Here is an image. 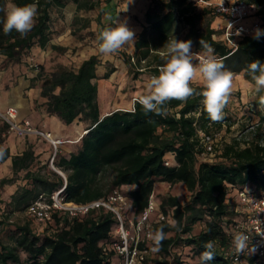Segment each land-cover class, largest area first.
I'll use <instances>...</instances> for the list:
<instances>
[{
    "label": "trees",
    "instance_id": "16d2710c",
    "mask_svg": "<svg viewBox=\"0 0 264 264\" xmlns=\"http://www.w3.org/2000/svg\"><path fill=\"white\" fill-rule=\"evenodd\" d=\"M242 1L259 7L255 19L264 30V0ZM35 2L10 0L17 5ZM68 2L77 11L95 8L89 0H38L34 25L23 36L16 31L4 34V12L0 11V55L5 61L19 63L32 47L48 45L49 10L63 8ZM0 9H6V0H0ZM220 18L223 19L212 7L197 0H147L142 31L135 38L132 54L124 57L125 67L133 76L145 70H149L148 77L156 75L163 63L160 53L164 44L175 37L191 40L192 52L201 55L207 54L199 44L204 41L227 70L250 80L249 63L255 59L264 62V36L259 40L243 37L230 53L220 40L221 29L212 27L214 20ZM99 65L98 57L92 55L76 69L37 68L46 112L57 116L64 125L78 120L85 125L86 133L74 150L63 154L59 146L53 158L52 165L65 175V185L63 178L50 170L46 161L41 163L31 148L11 157L12 176L1 179L0 186L20 184L9 196L5 209H0V264H113L117 258L113 248L117 220L102 207L76 216L55 209L49 221L40 222L41 230H34L30 221L14 223L10 215L26 213L41 194L49 202L52 193L63 188V201L77 205L121 191L130 200L136 218L146 208L157 182L169 187L182 184L188 193L184 203L172 195L155 199L156 211L165 216V221L153 223V232L163 228L166 234L157 251L161 260L157 264H183V257L187 256L200 260L204 244L210 240L215 242V258L208 264H263L255 256L234 260L230 233L233 229L241 231L237 191L253 189L254 194L264 193V141H251L244 146L232 141L223 147L220 161L204 159L207 156L201 155L198 132L210 134L209 129L218 127L225 117L219 122L210 120L199 95L186 102L169 101L165 105L166 116L145 113L138 102L127 110L101 115L96 81L108 79L114 69L97 77ZM192 86L197 92L202 87L200 83ZM260 119L264 121V116ZM8 156L4 153L0 161ZM166 160L170 165L165 164Z\"/></svg>",
    "mask_w": 264,
    "mask_h": 264
},
{
    "label": "crops",
    "instance_id": "0c3cea01",
    "mask_svg": "<svg viewBox=\"0 0 264 264\" xmlns=\"http://www.w3.org/2000/svg\"><path fill=\"white\" fill-rule=\"evenodd\" d=\"M89 3L94 5L95 8L77 11L76 6L72 2H68L63 8H50V31H52L55 23L58 24L60 22L63 14L68 13V23L71 24V29L69 26L66 35L69 36L58 35L54 39L56 41L50 39V42L44 48L32 47L19 63H7L4 61V56L0 55V62L4 61L0 65V111L13 106L17 109L18 117L30 121L35 128L50 132L54 139L70 141L62 146L66 149L63 154L75 149L82 132H85V125L78 120H75L70 125H64L57 116L49 115L46 112V100L40 96V83H42V80L38 77V69L33 68L34 64L43 67L45 70L51 69V66H54L52 70L59 66L76 69L82 61L95 55L100 60V65L96 68L97 77H101L108 69H114L108 79H98L96 82L113 83L118 72L117 69L121 68L119 63L125 68L124 57L132 54L133 45L111 56L100 54L96 49L82 51L78 55L73 56L72 52L76 47L75 45L69 46L72 43L69 41L71 38L70 33L75 32V30L81 32L90 27L91 30H96L95 34L98 40L99 32L107 24L111 23L109 17H115L117 14L120 19L126 21L127 27L134 32L135 38L142 31L141 24L145 7L139 6L138 9H134L133 6L128 4L127 11H122L125 6L115 5L114 0H89ZM83 12H90V14L84 17L82 15ZM73 20H76V24L73 23ZM220 23V19L214 21V24ZM84 24H87L86 28L80 29L79 27ZM51 46H56L59 50H54ZM0 130H2L0 147L4 149V153L9 155L4 161H0V180L12 176L11 157L21 154L25 149L31 148L36 155H39L40 161H46L53 152L50 144L43 138L37 136L19 137L13 132H8L7 125L1 120ZM46 145L48 150H50L48 154L43 150ZM19 184L20 182L3 185L7 194L6 197H9ZM176 185L179 184L174 186ZM154 217L155 215H151L152 220Z\"/></svg>",
    "mask_w": 264,
    "mask_h": 264
},
{
    "label": "built area",
    "instance_id": "2783aa9c",
    "mask_svg": "<svg viewBox=\"0 0 264 264\" xmlns=\"http://www.w3.org/2000/svg\"><path fill=\"white\" fill-rule=\"evenodd\" d=\"M197 3L212 7L217 14L223 17L224 23L221 28L220 40L225 43L231 52L238 47V41L246 36H252L255 28L261 26L255 19L259 12V7L254 3L246 1L228 2L225 0H197ZM239 33V34H237ZM216 39V36H212ZM197 56L201 55L196 53ZM131 62L133 59L131 58ZM198 63V59L196 60ZM152 75L149 77V79ZM137 98H133L132 105L137 102ZM0 120L7 125L8 132H13L19 137L37 136L46 140L53 152L50 157V165L61 144L70 141L54 139L50 132L43 131L32 126L30 121L18 117L17 109L13 106L0 111ZM224 120L221 121L223 123ZM199 147L202 149V156L212 157L215 154V135L198 132ZM166 165H170V161L166 160ZM62 174V173H61ZM63 177L64 174H62ZM63 188L55 191L47 202L43 194L31 204L26 214L35 221L45 222L51 218L53 210L66 211L71 216L84 214L89 209L102 207L112 212L117 220L116 241L113 248L117 254V258L113 264H149L150 260L159 256L157 251H153L154 242L150 238L153 232V223H161L165 221V216L156 211V201L154 193L150 196L146 208L136 217H133V208L130 200L118 190L113 191L106 198H101L91 203L77 205L71 202H64L61 196ZM238 223L241 231L250 237L251 245L255 248L254 256L257 262L264 264V195L255 196L253 189H245L237 191ZM151 215H155L151 219ZM244 253L237 256L233 248L231 255L234 260L238 261Z\"/></svg>",
    "mask_w": 264,
    "mask_h": 264
},
{
    "label": "clouds",
    "instance_id": "9594fccd",
    "mask_svg": "<svg viewBox=\"0 0 264 264\" xmlns=\"http://www.w3.org/2000/svg\"><path fill=\"white\" fill-rule=\"evenodd\" d=\"M129 3L131 0H127L122 11H127ZM37 10L38 0L25 5L9 3L6 9H0L4 12L2 20L4 34L16 31L22 36L26 35L34 25ZM109 19L111 23L107 24L98 36V51L105 56L117 54L135 43V34L127 27L125 20L120 19L118 14ZM262 36L264 30L260 28L253 30V39L259 40ZM199 44L206 50V55L197 56L192 52L191 40L180 41L173 37L164 44L160 53L163 63L158 66L157 74L150 78L147 93H142L138 97L137 102L145 113L166 116L165 105L169 101L186 102L189 98L199 95L210 120L219 122L224 118V108L228 105L233 92L234 73L225 68L222 60L213 54V49L209 45L201 40ZM197 59L198 63L195 62ZM247 72L254 82L252 90L255 93L264 91V62L259 59L251 61ZM196 81L202 85L199 92L192 86ZM3 156L4 149L0 147V158ZM173 226H176L175 222ZM230 235L233 251L237 256L245 251L250 253L255 251L252 245L250 247V237L245 232L233 229ZM150 238L155 245L153 251H159L166 234L163 228H159ZM204 248L200 254V264H208L215 258L214 241H207Z\"/></svg>",
    "mask_w": 264,
    "mask_h": 264
},
{
    "label": "rangeland",
    "instance_id": "374dc122",
    "mask_svg": "<svg viewBox=\"0 0 264 264\" xmlns=\"http://www.w3.org/2000/svg\"><path fill=\"white\" fill-rule=\"evenodd\" d=\"M225 1L236 2L242 0ZM126 2L127 0H114L115 5L120 7L125 6ZM9 3L10 0H6V6ZM146 3L147 0H131V3H129V5L133 6L134 9H138L139 6L144 8L146 6ZM89 14L90 12L82 13L84 17ZM68 20L69 15L68 13H65L60 19V22L58 24L55 23V26L52 27L50 37L52 41H56L54 39L58 37V35L69 36L66 35L69 26L71 29V24L68 23ZM220 20V24H214L213 22L212 27L221 29L224 20L221 18ZM214 21H217V19ZM95 31V29L91 30L89 27L88 29L81 32L75 30V32H71L72 34L70 33L71 38L69 41L72 43H70L69 46L72 47L73 45H75L76 47V49H74L72 52L73 56H75L76 54L78 55V53H81L82 51L85 52L91 49L98 50V40ZM22 59H24V57H22L21 60ZM4 61L0 62V65L3 64ZM119 65L121 68L117 69L118 72L115 75V80L113 81V83H98L99 92L97 100L101 115H105L116 109L127 110L132 107L133 98H138L140 94L147 93V84L150 82V79L148 77L149 70L139 72L141 73L140 75L133 76L132 72L129 73L126 67L124 68L123 66H121V63H119ZM38 67L39 65L37 64H34L33 66V68L36 69ZM52 68H54V66H51V69L46 71H52ZM199 83L200 82H198L197 84ZM253 84L254 82H252L251 79H246L241 73L234 75L233 92L228 105L224 108V122H220L218 127H213L208 131L210 134L215 135L217 139V142H215V154L212 157H204V159L211 161H220V154L223 147L226 144L231 143L232 141L239 142L241 146H244L246 143L251 141H264V121L260 119L262 116H264V91H262L261 93H255L252 90ZM84 134L85 133H83L82 135ZM63 145L65 144H61L60 146L62 147ZM47 147V145L44 146L43 150L48 154L50 150H48ZM61 147L60 152L64 153V150L66 149ZM49 161L50 157L46 159L48 168L56 173L58 169L54 166L52 167ZM41 162L44 163L45 160ZM6 195L7 194L4 191V186H0V209H5V204L9 200V197H6ZM166 195H173L177 197V199L181 203H184L188 198V193L182 184L176 185L174 187H169L166 183L157 182L154 187V198L160 200ZM255 196H258V194H255ZM10 220L14 223H23L24 221H30V224L34 230H41L43 227L40 222L29 218L25 212H15L11 214ZM196 229H198V226H196ZM254 255V252L250 253L249 251H247L244 254V257L246 259ZM160 261V259L155 257V259L150 260L149 264H157ZM183 261V264H200V260L195 257H183Z\"/></svg>",
    "mask_w": 264,
    "mask_h": 264
},
{
    "label": "water",
    "instance_id": "95a60500",
    "mask_svg": "<svg viewBox=\"0 0 264 264\" xmlns=\"http://www.w3.org/2000/svg\"><path fill=\"white\" fill-rule=\"evenodd\" d=\"M56 173L59 174V175L63 178V180H64V185H65V184H66V178L63 177V175L61 174V172H60L59 170H57Z\"/></svg>",
    "mask_w": 264,
    "mask_h": 264
},
{
    "label": "bare ground",
    "instance_id": "6f19581e",
    "mask_svg": "<svg viewBox=\"0 0 264 264\" xmlns=\"http://www.w3.org/2000/svg\"><path fill=\"white\" fill-rule=\"evenodd\" d=\"M100 89H101V88H100ZM100 92H101V90H100ZM102 94H103V92H102ZM103 100H104V98H103ZM101 105H102V104H101ZM104 106H105V104H104ZM105 108H106V107H105ZM105 108H104V109H105ZM83 133H86V131H85V132H83ZM83 133H82V134H83ZM66 143H67V142H66Z\"/></svg>",
    "mask_w": 264,
    "mask_h": 264
}]
</instances>
